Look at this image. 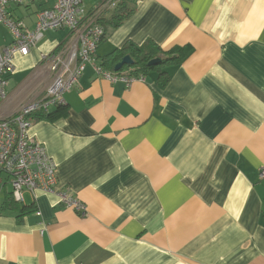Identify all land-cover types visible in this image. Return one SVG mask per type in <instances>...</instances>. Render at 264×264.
I'll list each match as a JSON object with an SVG mask.
<instances>
[{
  "label": "crops",
  "instance_id": "1",
  "mask_svg": "<svg viewBox=\"0 0 264 264\" xmlns=\"http://www.w3.org/2000/svg\"><path fill=\"white\" fill-rule=\"evenodd\" d=\"M103 1L83 0L85 12ZM54 3L9 10L32 28ZM120 3L131 14L119 26L108 24L114 10L100 14L97 64L126 43L188 54L160 68L166 83L156 69L111 83L88 65L65 94L66 115L32 122L57 187L87 215L54 193L26 191L29 215L0 216V264H264V0ZM58 31L15 57L0 116L44 96L41 54L69 38ZM12 41L9 29L0 35V47Z\"/></svg>",
  "mask_w": 264,
  "mask_h": 264
},
{
  "label": "built area",
  "instance_id": "2",
  "mask_svg": "<svg viewBox=\"0 0 264 264\" xmlns=\"http://www.w3.org/2000/svg\"><path fill=\"white\" fill-rule=\"evenodd\" d=\"M35 0H0V23L6 26L13 38L11 44L0 47V102L7 96L9 77L14 73V59L26 56L39 43L48 30H67L69 38L49 53L41 54V62L50 72L45 94L40 99L22 103L15 114L0 116V170L9 177L13 199L24 203V193L41 190L54 193L62 203L81 216L87 215L86 206L69 191L57 187V170L45 147L29 134L32 122L29 116L47 112L65 104V94L70 92L86 66L111 83L143 81V76L129 75L124 70H108L96 63V50L104 37L100 14L115 10L119 0H104L92 13H86L83 0H55L53 6L36 13L32 28L11 14V5H24ZM264 178V166L260 169ZM39 214V212H38Z\"/></svg>",
  "mask_w": 264,
  "mask_h": 264
},
{
  "label": "trees",
  "instance_id": "3",
  "mask_svg": "<svg viewBox=\"0 0 264 264\" xmlns=\"http://www.w3.org/2000/svg\"><path fill=\"white\" fill-rule=\"evenodd\" d=\"M119 2L108 19V24L112 27L119 26L123 20L131 14V10L124 7L121 3L119 4ZM101 25L104 27L102 22ZM104 31L106 34L105 28ZM187 54V52H184V50L179 48L163 51L152 42H148L143 47H138L133 43H126L123 47L115 49L109 56H107L102 61L101 66L108 70H113L115 64H117L124 56L129 55L133 59L134 63L132 65H125L122 70H130V74L137 75L145 74L150 70L156 69L159 72L158 80L161 83H166L168 81L169 74L166 70H160V68L165 65L179 64L187 56ZM154 58H159L160 61L157 64L148 65V62ZM65 115V108L58 105L53 111H40L33 113L29 116V119L31 122L39 120L54 121ZM8 181V175L0 170V216L7 211H13L16 213L18 222H21L23 217L29 215L33 211V206H25L22 205V203L16 202L13 199L11 191L6 188Z\"/></svg>",
  "mask_w": 264,
  "mask_h": 264
},
{
  "label": "water",
  "instance_id": "4",
  "mask_svg": "<svg viewBox=\"0 0 264 264\" xmlns=\"http://www.w3.org/2000/svg\"><path fill=\"white\" fill-rule=\"evenodd\" d=\"M160 61L159 58H154L148 62V65L157 64ZM134 63L133 59L126 55L114 66V71H120L125 65H132Z\"/></svg>",
  "mask_w": 264,
  "mask_h": 264
},
{
  "label": "rangeland",
  "instance_id": "5",
  "mask_svg": "<svg viewBox=\"0 0 264 264\" xmlns=\"http://www.w3.org/2000/svg\"><path fill=\"white\" fill-rule=\"evenodd\" d=\"M87 3H88V1H86V4H87ZM7 30H8V29L5 28V26H3V24L0 23V35H1V34H5ZM62 31H65V32H66L67 30H64V29H63ZM62 31L59 30L58 32H62ZM9 32H10V31H9Z\"/></svg>",
  "mask_w": 264,
  "mask_h": 264
}]
</instances>
